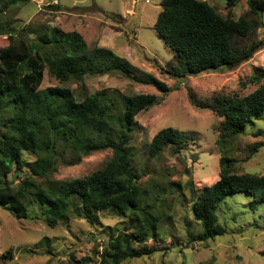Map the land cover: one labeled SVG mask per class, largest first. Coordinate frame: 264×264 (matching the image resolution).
I'll return each mask as SVG.
<instances>
[{
  "label": "trees",
  "instance_id": "trees-1",
  "mask_svg": "<svg viewBox=\"0 0 264 264\" xmlns=\"http://www.w3.org/2000/svg\"><path fill=\"white\" fill-rule=\"evenodd\" d=\"M225 1L227 8L232 9L240 0ZM29 3L30 0H0V19L6 11ZM247 4L249 11L235 20L222 16L203 0H162L154 29L174 53L176 65L172 68L176 76L185 79L234 68L252 57L263 42L240 49L234 41L238 37L249 39L264 26V0H247ZM9 21L5 17L0 26L4 28L0 34L8 35L9 41L0 52V115L7 109L14 115L3 124L12 128L0 139V178H7L15 165H29L23 160L24 152L34 153L37 160L29 166L31 175L17 188L9 182L0 184V206L10 207L17 219H25L28 206L37 201L47 208V224L52 229L68 221L71 213L94 225L97 213L114 211L128 218L131 229L126 228L109 240L100 255V264H123L158 253L146 242L163 217L154 215L152 206L141 204L146 192L132 166L129 147L137 116L162 100L155 95L125 96L120 104L108 90L81 99L69 88H40L45 70L49 69L61 83L120 73L136 83L154 87L164 96L172 89L140 73L113 50H89L78 33L48 28L31 40L17 33ZM263 79L264 71L256 70L253 81L260 83ZM212 102V111L223 120L217 140L222 153L220 178L200 191L190 185L191 212L203 231L197 236L188 231V236L201 243L225 235L226 229L219 224V209L232 196L245 194L253 208L264 204V176L236 174L231 155L232 139L264 116V85L245 97L217 94ZM187 140L179 130L165 128L154 136L150 156L157 158L170 146L180 150ZM261 147L264 144L250 148L251 154ZM104 150H111L112 158L91 175L66 182L51 178L61 154L69 153L72 164H76ZM35 177L44 180L37 185ZM90 262V258H84L75 264Z\"/></svg>",
  "mask_w": 264,
  "mask_h": 264
},
{
  "label": "rangeland",
  "instance_id": "rangeland-1",
  "mask_svg": "<svg viewBox=\"0 0 264 264\" xmlns=\"http://www.w3.org/2000/svg\"><path fill=\"white\" fill-rule=\"evenodd\" d=\"M203 1L222 16L235 20L249 11L247 0H240L232 9L227 8L225 0ZM161 4L162 0H30L23 7L6 11L0 26L8 16L17 33L31 40L48 28L78 33L89 50H113L140 73L172 89L164 96L154 87L120 73L86 76L82 82L68 83L59 82L49 69L44 73L41 90L69 88L81 99L108 90L120 104L125 96L155 95L162 100L137 116L129 147L132 166L146 192L141 204L152 206L153 214L163 217L146 242L159 252L123 264H264V204L253 208L245 194L232 196L219 209V224L226 229L225 235L203 243L188 236V231L195 236L203 231L191 212L190 185L200 191L220 178L222 153L217 140L223 120L212 111V99L217 94L245 97L264 85V79L260 83L253 81L256 70L264 71V26L249 39L235 38V46L240 49L263 42L250 59L234 68L182 79L172 68L176 65L174 53L154 29ZM8 44V35L0 34V52ZM13 115L9 109L0 115V139L12 128L3 124ZM169 127L185 134L187 143L180 150L170 146L159 157H151L154 136ZM259 144H264V116L231 141L236 174L264 176V147L254 154L250 151ZM112 156L111 150H104L72 164L69 153L61 154L51 178L66 182L87 177L103 168ZM23 160L29 165H15L7 178H0V184L9 182L17 188L31 175L29 166L37 156L27 151ZM34 180L39 185L44 179ZM46 210L32 201L27 217L17 219L10 207L0 206V264H75L84 258H90V264H100V255L109 240L131 229L128 218L114 211L97 213L94 225L71 213L68 221L52 229L47 224Z\"/></svg>",
  "mask_w": 264,
  "mask_h": 264
}]
</instances>
